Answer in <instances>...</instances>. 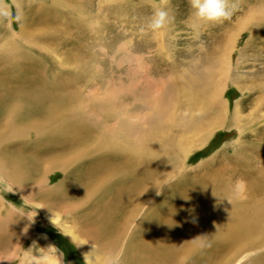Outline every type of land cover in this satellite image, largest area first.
<instances>
[{
  "label": "bare ground",
  "instance_id": "obj_1",
  "mask_svg": "<svg viewBox=\"0 0 264 264\" xmlns=\"http://www.w3.org/2000/svg\"><path fill=\"white\" fill-rule=\"evenodd\" d=\"M47 2L52 20L43 15L33 31L0 36L3 176L29 201L42 198L49 208L70 215L81 236L101 250L119 252L123 264H236L245 252L255 254L245 264H264V133L254 135L252 146L239 140L225 157L230 163L191 170L178 158L204 143L215 128L244 131L240 99L232 111L224 85L240 83L229 68L236 35L246 24L237 21L225 49L222 45L201 67L177 65L165 82L134 76L113 88L109 99L97 92L85 99L82 87L44 68L49 54L37 63L28 49L57 53L58 14L64 17V7L80 12L88 2ZM254 15L264 20L262 3L249 21ZM260 85L255 114L264 106ZM239 87L252 97L253 84ZM17 140L22 143L13 144ZM56 170L64 177L49 184L47 175ZM241 181L237 196L234 187ZM3 220L0 216V224ZM45 249L47 264H65L62 256H50V243ZM41 261L29 258L27 264Z\"/></svg>",
  "mask_w": 264,
  "mask_h": 264
},
{
  "label": "rangeland",
  "instance_id": "obj_2",
  "mask_svg": "<svg viewBox=\"0 0 264 264\" xmlns=\"http://www.w3.org/2000/svg\"><path fill=\"white\" fill-rule=\"evenodd\" d=\"M87 2L88 5L80 12L64 7V17L58 14V20H62L58 22V30L62 35L61 48L57 53H47L36 46L28 49L38 58L37 63L42 61V54L50 55L45 59L44 68L48 72L50 70L51 76L53 71L55 76H64L67 84L82 87L85 99L96 92L100 99H109L113 88L129 84L134 76L143 82L153 83L158 79L165 82L171 80L178 66L186 69L192 68V64L196 68L203 66L225 46L228 33L241 20L246 25L236 35L229 72L231 76L240 77L241 86L244 83L255 87L250 99V92H243L240 83L229 81L224 85V99L232 111L240 99V122L244 124V131L240 134L239 128L233 126L215 128L204 143L178 158L181 163L184 160L191 170L199 165L230 163L225 157L232 154L236 146L246 142L252 146L254 135L259 131L264 133V106L258 114L253 111L257 96L261 95L259 86L264 83V20L260 21L254 15L249 21L260 4L264 5V0H236L237 7L231 17L218 22L197 20L188 0H170L173 19L158 31L148 29L147 22L153 12L152 5L159 4L160 0ZM47 3V0H0V36L10 31L19 33L22 28L33 31L37 25L35 20L47 13L50 15ZM48 19L52 20V17ZM254 55H257V60L253 63ZM61 66L64 70L59 71ZM84 105L89 108L88 102ZM249 133L251 137H248ZM239 140L240 143L235 145ZM14 143L18 145L22 141ZM47 176L49 184H56L64 173L56 170ZM0 203L4 204L0 216L5 219L0 224V258L5 261H0V264H27L29 258L40 262L43 258L40 253L47 255L45 242L51 244L50 256H62L65 264H86L85 254H88L87 264H105L108 252L101 250L97 242L81 236L70 215L57 208H49L42 198L29 201L1 172ZM28 215L35 216L32 222L25 217ZM17 216L19 221L15 220ZM254 257V253L245 252L236 264L248 263Z\"/></svg>",
  "mask_w": 264,
  "mask_h": 264
},
{
  "label": "clouds",
  "instance_id": "obj_3",
  "mask_svg": "<svg viewBox=\"0 0 264 264\" xmlns=\"http://www.w3.org/2000/svg\"><path fill=\"white\" fill-rule=\"evenodd\" d=\"M169 2L170 0H160L159 4L152 5L153 12L147 22L148 29L158 31L165 28L172 21L173 17L170 12ZM188 3L193 10V16L197 20L207 22H218L228 19L237 7L236 0H188ZM242 184L243 182L241 181L235 185V195L240 196L242 194ZM160 194V189H158L157 195ZM228 200L231 202L230 199ZM25 217H27L29 222H32L35 216L28 215ZM40 255L43 257L42 264H47V255L45 253H40ZM87 260L88 254H85L86 264ZM0 261L5 260L0 258ZM105 264H123L122 255L119 252H108L105 256Z\"/></svg>",
  "mask_w": 264,
  "mask_h": 264
}]
</instances>
